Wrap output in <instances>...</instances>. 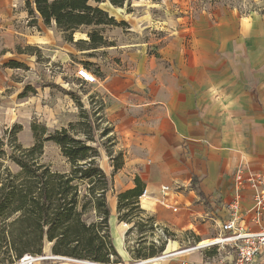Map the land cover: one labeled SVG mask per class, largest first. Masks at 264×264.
<instances>
[{
  "label": "crops",
  "instance_id": "1",
  "mask_svg": "<svg viewBox=\"0 0 264 264\" xmlns=\"http://www.w3.org/2000/svg\"><path fill=\"white\" fill-rule=\"evenodd\" d=\"M27 1L33 0H0L6 21L0 53L22 58L27 55H19L18 47L46 45L43 20L38 27L27 26ZM214 1L194 20L156 13L158 0H125L122 8L109 0L101 5L126 24L102 27L109 48L123 58L116 74H104V112L126 149V167L134 166L130 182L118 191L116 175L107 195L111 231V222H119L117 194L134 188L139 177L150 196L140 202L141 209L159 230L175 234L174 239L186 233L200 242L219 239L231 219L237 167L245 163L264 175V0H245L255 9L247 15L235 8L236 0ZM252 207L253 191L246 189L238 225L258 231ZM119 227V236H126L132 225ZM112 237L120 254L122 242ZM158 238L157 232L149 239Z\"/></svg>",
  "mask_w": 264,
  "mask_h": 264
},
{
  "label": "trees",
  "instance_id": "2",
  "mask_svg": "<svg viewBox=\"0 0 264 264\" xmlns=\"http://www.w3.org/2000/svg\"><path fill=\"white\" fill-rule=\"evenodd\" d=\"M105 0H33L26 2L29 26L45 27L61 33L64 42L82 51H97L110 47L102 27H123L101 5ZM115 7H124L125 0H109ZM88 29L87 40H75V34ZM19 55L33 56L37 50L28 46L17 48ZM93 57L94 54H88ZM93 64L85 62L88 70ZM6 67L26 69L17 61ZM100 73V70L97 71ZM30 86L20 96L35 93ZM92 101V100H91ZM101 100L99 112H82L78 123L50 132L46 125L33 123L34 143L30 147L19 141L20 125H15L0 138V264H15L26 255L44 256L50 245L53 257H65L92 264H118L122 257L111 233V211L107 195L114 190V177L124 169L126 154L114 151L118 146L115 129L104 112ZM101 124L104 128H101ZM107 139V142H103ZM59 147L67 160L69 171L59 172L44 162L46 143ZM106 152L112 173L108 175L100 160ZM193 181V187L198 191ZM135 187L117 194L119 223L132 225L126 237L137 236L136 245L129 249L133 261L161 257L175 234L163 230L158 240L154 218L141 209L145 184L139 177ZM203 198V194L198 191ZM195 237V236H194ZM194 244L200 243L198 237ZM213 258L217 249L206 253Z\"/></svg>",
  "mask_w": 264,
  "mask_h": 264
},
{
  "label": "rangeland",
  "instance_id": "3",
  "mask_svg": "<svg viewBox=\"0 0 264 264\" xmlns=\"http://www.w3.org/2000/svg\"><path fill=\"white\" fill-rule=\"evenodd\" d=\"M158 1L161 6L154 7L156 13L170 12L175 18H188L189 20H194L200 12L209 11L215 2L214 0H176L172 3L171 0L167 4L165 0ZM17 8L18 6L15 10ZM3 19L5 20L0 16V32L6 31V21ZM29 21L30 19H28L27 26H29ZM159 22L163 23L161 19ZM160 28L161 26H159V30ZM101 30L103 32L107 29ZM88 32V29H81L75 34V40L87 39ZM159 32L163 35L162 31ZM46 34L48 37L46 45H41V49L37 48L38 51L33 56L27 55L19 58L13 54L5 55L6 50L0 53V138L15 125H20L22 130L18 135L19 141L26 147H30L34 143L31 130L33 123L40 126L46 125L50 132H54L68 127L70 123H78L82 118L80 117L82 112H99V104L101 100L104 101V96L108 93L103 83L104 74H116L119 71L118 66L123 62L122 53L118 49L107 47L97 51H82L75 45L64 42L61 33L54 28H47ZM36 36L38 37L37 34ZM111 38L119 39L116 35H112ZM91 53L94 54L93 57H89L88 54ZM12 60L25 64L28 70L6 67V64ZM85 62L93 64L88 68V71L97 79L95 84H86L78 77V71L84 67ZM102 69H105V73ZM98 70L100 73L97 72ZM27 86L36 92L21 98L20 96ZM100 125L101 128H104L103 124L100 123ZM115 137L118 146L114 148V151L122 150L128 159L126 149L120 145L117 133H115ZM103 142L106 143L107 139H104ZM44 152V162L51 165L53 170L69 171L67 160L63 157L59 147L49 142L45 144ZM100 165L108 175L112 173L110 159L105 151H103ZM124 168L125 170H121L115 178L118 191L130 182L134 174V166L126 167L125 165ZM112 195L110 194V196ZM111 223V232L116 242H122V245L118 243V246L122 247V250L118 247L122 263L118 264H229L233 259L231 247L219 243L212 246L211 244L203 245L207 242L217 241L216 237L211 240H201L199 244L195 245L194 233H186L179 235L178 239H170L166 252L161 257L151 262L133 261L129 249L136 245L137 237L135 235L119 236V222L112 221ZM120 230L122 231V227ZM48 246L44 251V256L40 257L37 264H84L54 259ZM199 246L204 247L199 248ZM215 249L218 250L219 255L213 260L206 253Z\"/></svg>",
  "mask_w": 264,
  "mask_h": 264
},
{
  "label": "built area",
  "instance_id": "4",
  "mask_svg": "<svg viewBox=\"0 0 264 264\" xmlns=\"http://www.w3.org/2000/svg\"><path fill=\"white\" fill-rule=\"evenodd\" d=\"M235 8L244 15L255 11L254 7L245 0H236ZM78 77L86 84L97 82L94 75L83 67L78 71ZM233 177L234 195L228 204L231 219L222 225L223 235L217 243L232 246L234 253L229 264H264V175L254 172L248 164L242 163L237 167ZM246 189L253 191V207L249 210V214L254 224L260 227L258 231L244 230L238 225L243 192ZM163 191L168 192L169 188L165 187ZM149 198L148 191L145 189L140 202ZM158 233L164 235L163 230H158ZM215 257L211 259L215 260ZM40 259V257L26 255L15 264H37Z\"/></svg>",
  "mask_w": 264,
  "mask_h": 264
},
{
  "label": "water",
  "instance_id": "5",
  "mask_svg": "<svg viewBox=\"0 0 264 264\" xmlns=\"http://www.w3.org/2000/svg\"><path fill=\"white\" fill-rule=\"evenodd\" d=\"M214 245V244H211V246ZM50 246V245H49ZM204 246H199V248H202ZM51 249V248H50ZM54 259H58V260H68V261H72V262H82V261H77V260H73V259H69V258H65V257H53ZM155 259H152V260H148L146 262H151ZM84 263H89V262H84ZM89 264H92V263H89Z\"/></svg>",
  "mask_w": 264,
  "mask_h": 264
},
{
  "label": "bare ground",
  "instance_id": "6",
  "mask_svg": "<svg viewBox=\"0 0 264 264\" xmlns=\"http://www.w3.org/2000/svg\"><path fill=\"white\" fill-rule=\"evenodd\" d=\"M210 244H217V241L207 242V243H204L203 245L205 246V245H210ZM81 263H84V262H81ZM84 264H89V263H84Z\"/></svg>",
  "mask_w": 264,
  "mask_h": 264
}]
</instances>
